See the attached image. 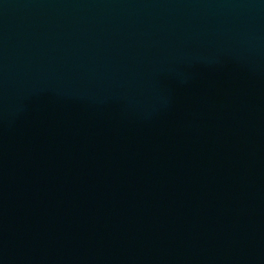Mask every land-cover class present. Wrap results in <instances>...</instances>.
<instances>
[{
  "label": "water",
  "instance_id": "95a60500",
  "mask_svg": "<svg viewBox=\"0 0 264 264\" xmlns=\"http://www.w3.org/2000/svg\"><path fill=\"white\" fill-rule=\"evenodd\" d=\"M0 264H264V0H0Z\"/></svg>",
  "mask_w": 264,
  "mask_h": 264
}]
</instances>
